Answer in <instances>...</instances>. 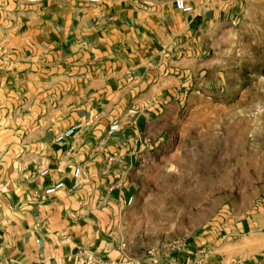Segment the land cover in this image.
Here are the masks:
<instances>
[{
  "label": "crops",
  "instance_id": "crops-1",
  "mask_svg": "<svg viewBox=\"0 0 264 264\" xmlns=\"http://www.w3.org/2000/svg\"><path fill=\"white\" fill-rule=\"evenodd\" d=\"M173 1L0 0V264H81L80 249L119 264L156 263L124 240L118 216L133 199L128 181L95 170L102 153L80 136L96 134L98 118L132 107L193 20H204L203 4L185 0L194 7L185 14ZM74 123L82 130L55 144ZM76 166L81 184L70 191ZM56 180L65 188L36 196Z\"/></svg>",
  "mask_w": 264,
  "mask_h": 264
},
{
  "label": "rangeland",
  "instance_id": "rangeland-1",
  "mask_svg": "<svg viewBox=\"0 0 264 264\" xmlns=\"http://www.w3.org/2000/svg\"><path fill=\"white\" fill-rule=\"evenodd\" d=\"M195 1L204 20L158 79L80 138L102 153L92 172L130 185L118 219L134 255L264 264V0ZM117 115L121 129L107 137Z\"/></svg>",
  "mask_w": 264,
  "mask_h": 264
},
{
  "label": "built area",
  "instance_id": "built-area-1",
  "mask_svg": "<svg viewBox=\"0 0 264 264\" xmlns=\"http://www.w3.org/2000/svg\"><path fill=\"white\" fill-rule=\"evenodd\" d=\"M29 2H38L39 0H28ZM96 2L97 0H90ZM174 7L185 14H191L194 12V7L185 2V0H174ZM128 113L132 116L137 113L135 109L128 110ZM83 128L82 123H74L67 128L61 130L53 137L55 144H63L71 140L79 131ZM121 129V122L119 118H113L108 124V134H116ZM58 167L55 168H43L39 171L40 176H50L53 172L59 171ZM82 167L76 166L72 171V181L68 186L70 191L77 190L81 184ZM65 188V182L63 180H56L43 188H39L36 192V196L39 197H50L55 195L58 191ZM131 197L128 199V204L131 202ZM78 260L81 264H119L117 261L110 258L104 257L99 253L89 250L80 249L78 251Z\"/></svg>",
  "mask_w": 264,
  "mask_h": 264
}]
</instances>
